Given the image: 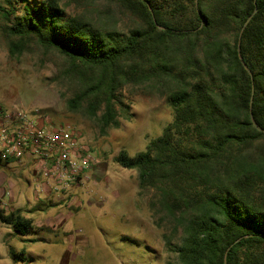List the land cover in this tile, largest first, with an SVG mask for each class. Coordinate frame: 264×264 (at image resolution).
Wrapping results in <instances>:
<instances>
[{"label":"trees","instance_id":"trees-1","mask_svg":"<svg viewBox=\"0 0 264 264\" xmlns=\"http://www.w3.org/2000/svg\"><path fill=\"white\" fill-rule=\"evenodd\" d=\"M5 1L11 56L56 55L68 110L102 134L120 127L124 93L166 97L162 134L116 157L154 192L166 264H264V0H83L94 13L75 15L62 0ZM0 222L41 231L19 209Z\"/></svg>","mask_w":264,"mask_h":264},{"label":"rangeland","instance_id":"rangeland-1","mask_svg":"<svg viewBox=\"0 0 264 264\" xmlns=\"http://www.w3.org/2000/svg\"><path fill=\"white\" fill-rule=\"evenodd\" d=\"M62 4L68 15L95 10L93 3L83 0H62ZM0 6L5 9L8 4L0 0ZM14 6L16 16H21L24 4ZM1 14L0 10V105L36 109L49 123L71 125L93 151L96 164L91 180L65 191L49 184L42 190L35 170L28 173V183L12 169L15 175L10 178L16 185L5 211L21 210L41 231L16 236L5 227L0 264H166L172 260L163 240L169 229L154 224L150 208L154 192L141 190L137 172L116 162L122 151L135 156L145 150L173 120L166 97L156 92L124 93L130 108L121 114L120 127L102 134L98 121L68 110L72 96L57 80L56 55L33 51L21 59L11 56L6 32L10 22ZM0 171L7 174L4 168ZM12 180L0 185V190L9 192Z\"/></svg>","mask_w":264,"mask_h":264},{"label":"built area","instance_id":"built-area-1","mask_svg":"<svg viewBox=\"0 0 264 264\" xmlns=\"http://www.w3.org/2000/svg\"><path fill=\"white\" fill-rule=\"evenodd\" d=\"M0 160L33 164L42 190L49 184L59 191L91 180L96 164L93 151L74 127L49 123L40 111L18 105H0ZM0 208L8 210V203L0 201Z\"/></svg>","mask_w":264,"mask_h":264},{"label":"crops","instance_id":"crops-1","mask_svg":"<svg viewBox=\"0 0 264 264\" xmlns=\"http://www.w3.org/2000/svg\"><path fill=\"white\" fill-rule=\"evenodd\" d=\"M1 168V167H0ZM2 169V168H1ZM6 173H3L0 171V185H2L3 183H5L7 180H12L10 177L11 175H15V173L11 174L12 169H16L18 170L17 176H19L21 178V180L26 181L29 183V178L28 177V173H30L34 170V166L33 164H28V165H15V164H9L8 166H6V168H4ZM16 172V171H14ZM10 173V174H9ZM13 183H11L12 188L9 191L10 195L9 196H4V193H6L7 191L5 190H0V198H3V200L0 199V201L8 203L11 199V194H12V189L15 187L16 184H14V181L12 180ZM2 209L0 208V211ZM7 227V225H4L0 222V248H1V239L4 240V228ZM5 245V244H4Z\"/></svg>","mask_w":264,"mask_h":264}]
</instances>
